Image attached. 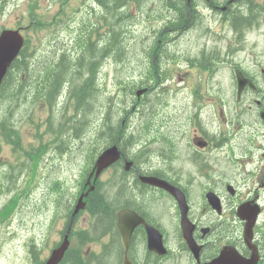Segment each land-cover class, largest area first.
I'll list each match as a JSON object with an SVG mask.
<instances>
[{"label":"flooded vegetation","instance_id":"obj_1","mask_svg":"<svg viewBox=\"0 0 264 264\" xmlns=\"http://www.w3.org/2000/svg\"><path fill=\"white\" fill-rule=\"evenodd\" d=\"M183 1L185 7L178 10L182 13L181 24L171 27L168 23L161 25V20L151 21L148 30L154 32L152 37L165 39L173 36L176 29L175 34L186 41L197 31L198 18L207 13L212 15V25L203 28L214 30L212 46L185 47L174 55L170 48L129 50L136 63L132 83L151 90L157 85L163 94L167 88L180 87L182 95L178 105L163 95L149 110L133 106L130 117L121 107L115 120H108L110 113L100 112L99 126L105 140L108 130L115 127L116 136L107 147L115 143L120 158L99 176V198L89 200V195L83 196L84 208L71 225L77 198L85 193L74 192L79 169L75 160L80 150L74 145V128L76 123L83 125L89 114L77 112L78 121L75 113L69 111L38 114L35 157L38 166H45L50 173L45 182L38 183L43 192L40 210L52 214L40 218V222L48 226L49 232H55L50 243L38 249L42 261L65 239L69 243L84 238L87 232L89 250L85 255L89 262L83 259V264H264V222L253 231V245L250 241L256 213L253 193L264 179L263 113V119L259 117L264 101L253 106L252 100L245 99L248 103L244 108L254 112H243L234 98L216 94L212 77L220 66L232 75L239 69L253 86L264 87V0H204L209 8L206 10L194 6L201 0ZM250 9L258 14L257 21L250 18ZM133 15L139 17L140 10L134 9ZM63 17L68 26L71 22L79 27L70 6L67 15L52 17L51 25L39 30L50 42V50L43 54L46 45L42 39L35 42L27 38L31 25L22 27V6L17 9L13 0H0V156L3 152L8 154L2 159H10L14 146L1 110L7 91L19 85L25 94L27 83L22 87L18 82L29 76L30 69L34 68L42 78L44 69L57 66V37ZM7 31L15 32L12 39L5 38ZM17 47L16 56L7 65L8 56ZM81 50L74 47L68 57L85 69L88 58ZM38 52L42 54L37 55ZM57 77L58 73L48 91L39 89L40 95L52 92ZM66 99L64 95L59 104ZM244 124L246 129L240 127ZM6 166L10 168L9 164ZM26 176V168L20 166L12 175L9 172L5 180L23 181L26 186ZM50 182L57 186L55 193ZM65 191L71 194L64 197L67 213L58 207L59 194ZM96 206H106L99 216ZM92 233L98 241L90 239Z\"/></svg>","mask_w":264,"mask_h":264},{"label":"rangeland","instance_id":"obj_2","mask_svg":"<svg viewBox=\"0 0 264 264\" xmlns=\"http://www.w3.org/2000/svg\"><path fill=\"white\" fill-rule=\"evenodd\" d=\"M16 4V6L19 8L22 6V12L24 11V6H25V1L26 0H13ZM48 2L45 3V6H48ZM200 4L205 5L204 0L200 1ZM80 14L76 16V21L79 20H85L88 17V12H94L96 13V16L98 19L102 22L105 23L101 20L100 16V10L98 7L93 6V8L89 9L84 7V5H80ZM11 7H7V10H10ZM74 15L78 12V10H72ZM251 13V19L257 21L256 13L254 9H250ZM139 23L138 26H134V23ZM60 26L62 28L60 29L57 37V43H58V55H60L61 52H65L67 55L72 54V50L77 48L78 50V44L79 40H83L85 42H91L95 41L98 38V35L101 33V30L98 29V27L92 26L88 31H84L81 28L69 24V26L65 23V17L60 21ZM126 30L128 33L126 34V39L124 41V45L126 48H131L133 42L132 38L138 34H143L146 33L148 28L150 27V23L143 20L142 17H135L130 19L129 21L126 22ZM36 39H42V41L45 43L46 46H44L43 49V54L48 52L50 50V42L49 39L45 36L43 32H38L36 35ZM258 39H256L254 42H257ZM198 42H202L199 40ZM106 38H103L100 41V45L104 46L106 44ZM143 45V44H142ZM210 45V43H208ZM167 47L169 48H175L181 51L183 47L182 45V40H178L177 43H170ZM41 52H38L37 55H40ZM42 54V53H41ZM77 54V51H74V56ZM132 54L129 55L127 59L124 60L120 65L116 66L117 69V74L113 76L114 73V67L111 66L110 70L113 71L110 72L108 75V78L104 84L103 83V77H100L98 80L100 91L103 90V85L105 86V89L107 91L106 93H103L102 96L106 94H114L116 96V93L119 91L117 88V80L119 79H125V80H131L132 78L135 77V68H136V63L134 64V61L131 59ZM113 63V62H111ZM242 68H248L250 66H241ZM227 69L225 67L220 66L218 69H216L213 72L212 77L219 81V94L221 95H231L232 93V88L231 87H224L222 84L224 83V80L228 79L227 76ZM66 74H69L71 76H76V78H79L77 75L76 70H70L66 71ZM78 76V77H77ZM34 78H31L28 82V85L34 83ZM27 85V84H26ZM157 85H154V88H156ZM102 96H100V100H102ZM57 103L62 102L60 99H56ZM64 103V102H63ZM124 103V102H123ZM98 107V106H97ZM64 108L67 110H71L73 108H76L78 110L85 108V104H80V103H67L64 104ZM10 111L16 112L15 120H18V118L22 115V118L24 116V111L22 107H20L18 104L13 103L11 104ZM96 111H98V108H96ZM116 110H113L110 113V119L115 120L117 115H116ZM94 120V119H93ZM92 144L89 146V150H91ZM8 157V154L6 152L2 153V156H0V161L2 160V157ZM1 164V163H0ZM12 175V171L10 170L9 167L6 165L0 166V208L2 209H8L7 212L2 213V220L0 221V264H30V260L34 257L36 261L40 264L42 263V259L39 257L40 253L36 254H30V250H28L29 245V240H36V237H39V235H36L37 233V228L40 222L38 220L46 216L50 217L52 214H50L49 211L46 209L40 210V207L43 205L41 202L43 199V192H41L40 187L38 185L37 179L33 182L32 184V190L33 193L31 194V197L28 199L27 202L25 203H16L19 201L21 198V195L18 192L13 193L11 196L4 195L6 188L10 184V181H6L5 177L7 175ZM12 179V178H10ZM50 186H52V191L55 193L57 190V186L55 184H52L50 182ZM101 186V185H100ZM113 192V190H112ZM71 196L69 192H62L59 194V201H58V207L62 210L63 213H67V207L64 203V197L65 196ZM23 196V192H22ZM94 199L99 198L98 195L93 196ZM106 206H96L95 209L98 211V216L102 212V209ZM90 210V209H88ZM38 213V214H37ZM82 217V216H81ZM81 217L79 219V222H81ZM94 221V219H91ZM44 231L42 238L40 240V244L34 243L35 245H38V249L41 248V246H44L46 243H50L49 240L51 239L52 236L55 235V232H49L48 231V226L45 224L44 226ZM94 228V227H92ZM97 228V227H96ZM27 238V239H26ZM90 239H95L98 241V238L96 235L93 233L90 234ZM38 240V242H39ZM28 243V244H27ZM71 244V245H70ZM72 249V251L76 250L78 254L82 256L83 259H85L87 262H89L88 258L86 257V253L88 252V234L87 232L84 234V238L80 239H74L69 242L68 244V249ZM98 249V246H97ZM49 258V256H48ZM47 258V260H48ZM71 258V255L67 258L66 263L69 261ZM46 260V261H47ZM45 264V263H44ZM71 264H75L74 261L71 262Z\"/></svg>","mask_w":264,"mask_h":264},{"label":"trees","instance_id":"obj_3","mask_svg":"<svg viewBox=\"0 0 264 264\" xmlns=\"http://www.w3.org/2000/svg\"><path fill=\"white\" fill-rule=\"evenodd\" d=\"M68 1L69 0H60L61 2L60 6L62 9H64L67 6ZM91 1L96 2L103 9L102 15L105 16L106 42H107L108 54L114 55L115 57H120L122 55V52L120 50L122 46H125L124 40L126 38L125 37L127 34L126 32H128L126 30L125 25L126 22L131 19V9L132 8L139 10L148 9L149 12L151 6L154 3H157L158 6L153 8L151 13H149L151 16H153L159 10H161V8L167 3L166 0H91ZM25 2H26V9L22 13V16L34 17L36 16V9L42 8L43 2H46V0H26ZM91 97L93 100L96 98L93 92L91 93ZM13 137L14 136L12 133L11 134L12 141H13ZM15 137L18 139V135H15Z\"/></svg>","mask_w":264,"mask_h":264},{"label":"water","instance_id":"obj_4","mask_svg":"<svg viewBox=\"0 0 264 264\" xmlns=\"http://www.w3.org/2000/svg\"><path fill=\"white\" fill-rule=\"evenodd\" d=\"M6 36H7V35H6ZM7 37H10V36H7ZM15 52H16V51H14V53H15ZM14 53H11V55H10L11 58L14 56ZM0 76H1V75H0ZM112 151H113V150H110V151L108 150V151L104 152V153L99 157L98 162H97V167H98V169L101 168V167L105 164V162H106L107 160H110V159L112 158V155H111ZM62 250H63V248L60 250V254H61ZM55 256H57V254H55ZM56 260H57V258H56V257H53V258L51 259V261L49 262V264H54V263L56 262Z\"/></svg>","mask_w":264,"mask_h":264},{"label":"bare ground","instance_id":"obj_5","mask_svg":"<svg viewBox=\"0 0 264 264\" xmlns=\"http://www.w3.org/2000/svg\"><path fill=\"white\" fill-rule=\"evenodd\" d=\"M256 16H258V14H256ZM122 28V27H121ZM123 33V32H122ZM18 83H20V84H22L21 83V80L18 82ZM42 92H43V90H42ZM44 92H46V91H44ZM26 93V92H25ZM4 115V114H3Z\"/></svg>","mask_w":264,"mask_h":264}]
</instances>
